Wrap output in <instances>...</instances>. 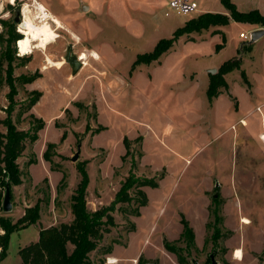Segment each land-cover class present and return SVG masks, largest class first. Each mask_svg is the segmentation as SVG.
I'll return each instance as SVG.
<instances>
[{
    "label": "rangeland",
    "instance_id": "374dc122",
    "mask_svg": "<svg viewBox=\"0 0 264 264\" xmlns=\"http://www.w3.org/2000/svg\"><path fill=\"white\" fill-rule=\"evenodd\" d=\"M133 1L0 0V54L11 33L23 39L20 29L26 7L28 18L40 25L36 2L61 26L50 21L57 38L45 49L22 56L20 40L11 46L16 56L13 77L37 78L33 83L15 82L18 105L13 119L18 129L29 130L32 119L30 113H24L25 103L30 94L40 92L31 113L45 126L39 140L28 144L18 161L23 184L12 187L10 213L3 211V194L0 218L5 216L16 224L38 201L41 218L36 225L13 234L8 257L0 264H23L21 244L36 238V231L72 222L71 197L81 179L77 164L83 161L88 162L90 211L110 205L131 170L158 183L148 193L144 188L148 201L139 217L130 215L128 205L117 206L116 227L105 236L99 251L91 254L96 264H107L109 257L117 264H179L166 243L181 248L189 264H210L212 254L218 264H228L226 241L233 233L226 224L234 227L239 213H244L254 221L246 227L252 234L264 226V35L250 40L240 37L264 27L231 21L227 26L184 35L159 61L135 65L140 55L153 52L162 39H171L187 19L200 13L180 16L165 3L151 2L146 9H139ZM196 1L199 9L229 15L221 0ZM232 1L241 12L255 9L257 4L264 12V0ZM114 5L112 10L119 17L109 11ZM220 28L226 43L219 49ZM70 45L77 58L84 53L88 57L76 74L65 61ZM238 55L242 57L241 69L226 75L228 91L223 90L224 96L218 100H209L206 91L211 73L207 70L218 72V66ZM48 60L65 63L58 70ZM6 70L7 64L2 63L0 120L5 119L9 106ZM166 128L170 132L164 134ZM0 132H5L1 124ZM125 140L131 143V155H127ZM48 143L56 145L52 163L43 159ZM80 144V157L73 162ZM31 160L37 163L29 165ZM130 193L134 196L135 190ZM183 217L195 225L189 223L195 235L190 250L181 239ZM216 227L221 238L213 242ZM108 248H112L110 255L105 254Z\"/></svg>",
    "mask_w": 264,
    "mask_h": 264
},
{
    "label": "trees",
    "instance_id": "16d2710c",
    "mask_svg": "<svg viewBox=\"0 0 264 264\" xmlns=\"http://www.w3.org/2000/svg\"><path fill=\"white\" fill-rule=\"evenodd\" d=\"M221 2L229 15L208 12L201 14L197 18L190 19L186 22L185 26L174 32L171 39H162L153 52L140 55L135 65L151 64L159 61L164 54L174 47L180 37L184 35L199 33L215 26H227L231 21L264 27V15L259 10L255 9L244 13L238 10L232 0H221ZM218 34L222 36V44L218 47L220 49L224 47L226 37L223 32ZM16 40H21L20 35L14 32L11 33V37L6 42L7 47L0 54L1 64H7V70L5 71L7 74L6 83L10 89V93L7 95L9 106L5 109L6 117L0 120V124L5 128V132H0V199H2L7 187L10 188L13 199L12 187L23 184V173L18 161L27 149L28 144L34 145L39 140V134L45 126V122L41 118L31 113L42 96L40 92L30 94V97L26 100L27 103H25L26 110L24 113H30L32 119L30 129L27 131L18 129L13 119V113L18 105L16 101L18 94H15V82L20 81L27 84L33 83L37 79L13 77L12 64L16 56L11 46ZM241 64L242 59L240 57L231 59L224 62L216 74H210V83L207 90L209 100L217 98L222 93V89H229L225 75L235 69H241ZM241 74L245 83L249 85L246 73L242 71ZM142 140L143 138L141 137L140 141ZM124 146L127 150V155H131V143L125 140ZM54 149H56V145L48 143L43 154V159L46 162L52 163V155H56L55 152H53L54 154L52 153ZM139 156L141 158L143 153L141 152ZM35 163H37L36 160H31L29 165ZM87 164V161L77 164L81 179L71 197L72 222L41 229L38 242L19 251L23 264H96L92 260L91 254L99 251V246L105 239V236L110 234L112 229L116 227L114 213L117 210V206L120 204L128 205V207H131L130 215L139 217L140 209L148 201L144 188L149 187L154 189L158 187L156 179L140 178L131 170L127 179L122 182L115 200L108 206L90 211L87 202L89 185V176L86 170ZM65 183L66 175H64L62 180L64 186ZM131 190H135L134 196L131 195ZM134 205L136 207L132 208ZM119 210H122V207ZM40 213L41 202L38 201L34 207L26 210L25 216L16 224L5 216L0 218V227L4 232V234L0 235V262H3L8 257L11 236L16 232L36 225L41 218ZM182 224L183 231L181 239L185 241L186 249L190 250L194 246L195 235L190 224L184 217L182 218ZM135 228L133 225V230ZM214 229L215 232L212 235V240L216 242L221 236L217 227ZM69 245L72 246V250H69ZM165 247L177 257L179 264H189L188 260L183 257V250L181 248H176L167 243ZM111 253L112 248H108L105 251L106 255H110ZM259 259L261 264H264V252L260 255Z\"/></svg>",
    "mask_w": 264,
    "mask_h": 264
},
{
    "label": "crops",
    "instance_id": "0c3cea01",
    "mask_svg": "<svg viewBox=\"0 0 264 264\" xmlns=\"http://www.w3.org/2000/svg\"><path fill=\"white\" fill-rule=\"evenodd\" d=\"M113 1V0H112ZM115 1H117V0H115ZM171 0H135V1H133L134 2V5H135V3L137 4V5H139V9H146V7H145V5L146 4H148L149 2H151V3H153V4H155V3H157V5H159V4H161V5H163L164 3V5L166 6V8L168 7L169 8V2H170ZM234 3V2H233ZM235 5H236V3H234ZM199 5V4H198ZM117 5H114L113 7H110L111 9H109V11H111L112 12V14L115 16V17H119V15L120 14H116L112 9H115V7H116ZM141 6V7H140ZM237 6V5H236ZM259 6V4H257L256 5V7H255V9H257V10H259L261 13H262V15H264V12L262 11V9L260 8V7H258ZM88 8V11H89V7H87ZM237 8H238V6H237ZM255 9H252V10H255ZM169 10V9H168ZM238 10H239V8H238ZM88 11H85V12H88ZM251 11V10H250ZM199 13H200V15L201 14H204V13H208V12H210V11H208V10H205V9H199V11H198ZM211 13V12H210ZM188 21V19L184 22V24H183V26L185 25V23ZM232 23H234V22H232ZM131 24L132 23H130L129 25L131 26ZM245 25H247V24H245ZM182 26V27H183ZM247 26H249V25H247ZM219 30H221V32H223L222 30H223V28H220ZM133 29H129V32H131V34L132 35H134L133 34ZM128 33V32H127ZM221 35V34H220ZM225 46V45H224ZM173 49V48H172ZM251 49V48H250ZM249 49V50H250ZM248 51V50H247ZM237 54H239V51H238V53ZM235 57V56H234ZM238 57H240L239 55H238ZM241 59H242V57H240ZM215 67V66H214ZM218 68H220V66H218ZM209 70H211V68H209L207 71L209 72ZM101 73H103V74H105L104 72H101ZM91 78H93V76H90ZM69 79H74V78H69ZM225 79H226V75H225ZM92 80V79H91ZM227 81V80H226ZM209 83H210V79H208V86H207V89H208V87H209ZM111 84V83H110ZM228 84V83H227ZM224 89H222V91H223ZM228 91V90H227ZM207 92V91H206ZM226 94V93H225ZM228 94V93H227ZM222 96H224V94L223 93H221L217 98H215V100H218V99H220V98H222ZM169 133L170 132V129H168V128H166L164 131H163V133L165 134V133ZM144 143H145V141H144V139H143V143H142V145L144 146ZM262 173H264V170H263V172ZM167 174H168V168H167ZM167 174H166V176H167ZM165 178V177H164ZM163 178V179H164ZM149 189H152V188H149V187H147V192L146 193H148V190ZM228 206H229V204H228ZM228 206H226L225 207V212H227L228 214H229V207ZM207 209H208V211H209V206H207ZM236 209H238V211H240V205H238V208H236ZM231 211V210H230ZM239 213V212H238ZM227 214V215H228ZM209 214H208V218H207V221H206V223L208 222V220H209ZM229 216V215H228ZM234 216H236V215H233V218H234ZM243 218H247V219H249L250 220V222H251V224H243L242 223V219ZM235 219V218H234ZM189 223L191 224V226L192 227H194L195 225H194V223L189 219ZM253 224H254V221L252 220V219H250V217L247 215V214H244V213H242V214H240L239 213V216H238V224H237V218H236V221L234 222V227L232 226V223H227L226 224V226L227 227H229V228H231V231H232V233H233V237H232V239H229V240H227L226 241V247H227V263L228 264H261V262H260V259H259V257H260V255L264 252V226L263 227H258L257 228V230L256 231H254L253 232V234H252V232L251 231H249L247 228L248 227H251V226H253ZM33 226V225H32ZM247 227V228H246ZM48 228V227H47ZM195 228V227H194ZM261 228H263V229H261ZM28 229V228H27ZM24 230H26V229H24ZM23 231V230H22ZM21 232V231H20ZM251 232V233H250ZM17 233V232H16ZM39 233H40V230H38V231H36V238H34L33 240H29V241H27V242H25V243H23V244H21V246H22V248L21 249H23V248H25V246H27L28 247V245L30 246V243L31 242H33V244L34 243H36V242H38V240H39ZM15 234V233H14ZM13 236V235H12ZM12 236H11V238H12ZM11 243V242H10ZM144 243V242H143ZM144 248V247H143ZM143 248H141L140 249V252L142 253V249ZM20 249V250H21ZM237 250H242V258H240V259H234L233 258V253L234 252H236ZM116 252L117 251H115V255L117 256V254H116Z\"/></svg>",
    "mask_w": 264,
    "mask_h": 264
},
{
    "label": "bare ground",
    "instance_id": "6f19581e",
    "mask_svg": "<svg viewBox=\"0 0 264 264\" xmlns=\"http://www.w3.org/2000/svg\"><path fill=\"white\" fill-rule=\"evenodd\" d=\"M36 6L39 14L37 16V19H40V25L35 24L31 20L32 18L30 19V16L28 18V7H26L22 12L24 22L21 25L20 32L24 35V37L18 42V49L22 56L32 54L35 49H45L47 45L53 43L56 40V30L51 27L50 21L58 25V28L61 27L60 22L46 9L43 4L36 2ZM92 57L97 59L98 55L96 53H93ZM87 59L88 57L85 53L80 58L81 61H85ZM48 62L52 67L57 68L58 70L62 69L65 63L52 62L50 60H48ZM262 140L264 141V134L262 136ZM242 223L250 224V220L247 218H243ZM237 251H240L242 258V250Z\"/></svg>",
    "mask_w": 264,
    "mask_h": 264
},
{
    "label": "water",
    "instance_id": "95a60500",
    "mask_svg": "<svg viewBox=\"0 0 264 264\" xmlns=\"http://www.w3.org/2000/svg\"><path fill=\"white\" fill-rule=\"evenodd\" d=\"M84 11H88L87 7H84ZM20 13H18V17L16 18V22H19L20 20ZM264 35V30H259L257 32H253V38H260ZM65 61L67 64H69L72 67V70L74 74H76L83 66V62L79 58L76 57L75 53L73 52V46L70 45L67 51V54L65 56ZM211 74H216V70H209ZM81 153V144L78 146V151L72 158L73 162H77ZM3 211L5 213L12 212L13 205H12V197H11V190L9 187L6 188L4 193V199L2 204ZM210 264H218V262L215 259V255H211V263Z\"/></svg>",
    "mask_w": 264,
    "mask_h": 264
},
{
    "label": "built area",
    "instance_id": "2783aa9c",
    "mask_svg": "<svg viewBox=\"0 0 264 264\" xmlns=\"http://www.w3.org/2000/svg\"><path fill=\"white\" fill-rule=\"evenodd\" d=\"M171 12L180 16H192L199 11V5L196 0H171L169 2ZM240 37L244 40H250L253 37V31L250 33H241Z\"/></svg>",
    "mask_w": 264,
    "mask_h": 264
},
{
    "label": "clouds",
    "instance_id": "9594fccd",
    "mask_svg": "<svg viewBox=\"0 0 264 264\" xmlns=\"http://www.w3.org/2000/svg\"><path fill=\"white\" fill-rule=\"evenodd\" d=\"M233 258L234 259H240L241 258V253L240 251H236L233 253ZM107 264H117V261L116 259L112 258V257H109L108 258V261H107Z\"/></svg>",
    "mask_w": 264,
    "mask_h": 264
},
{
    "label": "flooded vegetation",
    "instance_id": "af4514ba",
    "mask_svg": "<svg viewBox=\"0 0 264 264\" xmlns=\"http://www.w3.org/2000/svg\"><path fill=\"white\" fill-rule=\"evenodd\" d=\"M72 68V67H71Z\"/></svg>",
    "mask_w": 264,
    "mask_h": 264
}]
</instances>
